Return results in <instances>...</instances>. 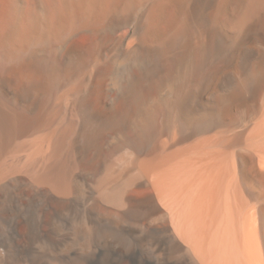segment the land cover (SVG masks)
Listing matches in <instances>:
<instances>
[{
    "label": "bare ground",
    "instance_id": "obj_1",
    "mask_svg": "<svg viewBox=\"0 0 264 264\" xmlns=\"http://www.w3.org/2000/svg\"><path fill=\"white\" fill-rule=\"evenodd\" d=\"M0 264H264V0H0Z\"/></svg>",
    "mask_w": 264,
    "mask_h": 264
}]
</instances>
